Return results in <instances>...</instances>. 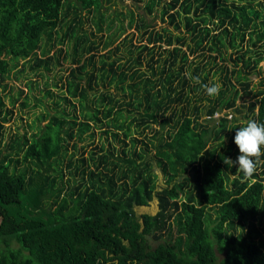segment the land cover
<instances>
[{"label": "trees", "instance_id": "trees-1", "mask_svg": "<svg viewBox=\"0 0 264 264\" xmlns=\"http://www.w3.org/2000/svg\"><path fill=\"white\" fill-rule=\"evenodd\" d=\"M72 3L0 0V91L18 67L50 70L62 55L75 65L62 98L80 108L72 121L54 116L30 137H15L8 151L13 110L0 93V264H264V155L249 178L230 161L239 154L234 128L264 122V86L253 93L247 78L262 58L251 64L238 54L251 69L245 77L239 62L226 64L229 47L254 33L264 39V21H256L264 14L255 10H264V0H172L164 13L187 34L145 31L146 44L133 48L126 36L109 48L84 28L103 0ZM99 83L120 96L108 87L90 98ZM211 84L215 96L204 92ZM243 93L254 100L243 106V119H229L224 111L241 113ZM94 128L105 140L81 167L71 154L68 167L81 180L66 192L53 164L69 152L64 135L94 137ZM154 167L166 184L161 190ZM155 198V215L136 214ZM164 235L169 242L152 248L148 236Z\"/></svg>", "mask_w": 264, "mask_h": 264}, {"label": "rangeland", "instance_id": "rangeland-1", "mask_svg": "<svg viewBox=\"0 0 264 264\" xmlns=\"http://www.w3.org/2000/svg\"><path fill=\"white\" fill-rule=\"evenodd\" d=\"M71 1H73L72 5H74L75 0ZM170 2L172 3V0H103V7L100 11V13L103 14V17L99 18L100 13L92 14V16L89 17V21H85L84 28L87 30L93 29L97 34V38L102 36L104 42H110L109 48L115 46L120 40H123L125 36L127 37V48H133L139 44H146L147 35L144 33L145 31L149 32L150 30L162 32L164 29H167L168 32H172L175 36L184 35V33H186L184 27L181 26L180 29H176L175 27L176 23H180L181 20L177 19L174 24L170 23V19H167V14L164 13L165 10L168 9L167 5H169ZM255 10L264 14L262 8L257 7ZM175 12L176 10L170 11V14H175ZM256 21H264V18L260 17L259 19H256ZM97 22L101 25V32L96 31ZM211 27L212 26H210V29L213 30ZM262 28L264 30V26ZM217 31L218 29L211 31V33ZM248 31L249 30H247V32ZM250 31L252 30L250 29ZM256 34L257 33H254L251 41L247 36L245 38V43L242 46L237 47L236 49L229 47L226 50V64L230 67L233 66V63L239 62L237 61L238 54L243 55V59H250L251 64L259 57L262 58L256 68V73L247 77L251 80L250 88L253 93H257L259 89L264 86L262 79V72L264 71V39L257 41ZM174 46L175 45L171 46V48ZM63 48H65V46ZM183 49L185 50L186 47ZM54 51L55 49L50 52V55H52ZM190 60L197 59H193V56H191ZM21 63L22 61L20 64ZM239 64L241 66V62H239ZM72 66L75 65L71 63L70 59L64 60L61 55L59 61L55 62L50 70H45L43 68L32 70L27 65L24 72H19L20 67H18L10 74V77L7 80L9 88L6 91H0L7 108L13 110V115L10 121L5 124L7 130L5 143L8 151H10L11 144L15 137H22L25 134L27 137H30L35 131L34 128H37L39 125L45 126L54 116L60 117L66 115L68 118L66 120L70 121H72L71 118L73 115L79 116L80 108L78 107V103L73 105V98H70L71 101L69 102L64 101L62 98L67 96L65 89L66 77ZM241 67L243 70L242 76L245 77L247 72H250L251 69L243 68V66ZM83 82L85 85L87 84L86 79ZM92 85L95 90L89 91L90 98L96 93V90L97 92L102 90L105 91L109 87L107 85L104 87L101 83H99V85ZM239 87L240 85H238V88ZM109 88L111 92L117 93V95L120 96L121 92L119 90H116L114 87ZM47 92H50V94L47 95ZM12 99L15 101L14 105L10 103ZM253 100L254 98L252 94L243 93L237 103L240 105L239 108L241 109V113L235 112L234 110L224 112L228 113L227 117L229 119L236 117L241 120L246 112V108L243 106H247V104ZM25 102L27 106L23 107L22 104ZM89 104H91L90 101ZM224 112L218 114L221 115L224 114ZM205 119L206 117L202 118L203 121ZM64 128H67L66 124L64 125ZM94 131V137H91V131L83 134L81 138L75 136L74 138L69 139L64 135L68 141L69 152L60 163L56 165L54 162L53 164L56 170H58V173H60V170L63 173V179H59L57 185L63 186L64 189H66V192L69 187H73V185L78 184L81 180L80 170L74 174V167L76 165L81 167L82 165L79 160H81L82 157L88 159L90 153L96 150V146H100L101 141L105 140L104 137L100 136L98 129L94 128ZM108 138L111 139L110 136H108ZM73 144L76 145V148L73 147ZM116 144L119 145L120 143L117 142ZM212 146L213 145L209 146V150ZM71 154H74L72 161L75 163V166L73 168L68 167V163L71 161ZM92 168H94L93 171H95L94 165H92ZM153 170L157 174V189L161 190L166 186L163 175L157 167H154ZM58 173L55 175H60ZM135 210L137 215L156 214L159 210L158 200L155 198L150 205L146 207H135ZM211 213L213 214V218H215L213 211H211ZM148 238L152 244V248H156L160 243L164 244L169 242L167 240V235H164L159 240H155L152 236H148ZM17 246L18 244L14 242L13 247L16 248ZM216 254L219 259L224 257V254L219 253L217 250Z\"/></svg>", "mask_w": 264, "mask_h": 264}, {"label": "clouds", "instance_id": "clouds-1", "mask_svg": "<svg viewBox=\"0 0 264 264\" xmlns=\"http://www.w3.org/2000/svg\"><path fill=\"white\" fill-rule=\"evenodd\" d=\"M204 92L208 96H215L219 89L215 84L204 85ZM233 142L239 150L234 160L230 159L231 167L234 166L245 178H249L256 170V165L264 155V122L255 119L248 120L240 127H236ZM226 164V162L224 161Z\"/></svg>", "mask_w": 264, "mask_h": 264}, {"label": "built area", "instance_id": "built-area-1", "mask_svg": "<svg viewBox=\"0 0 264 264\" xmlns=\"http://www.w3.org/2000/svg\"><path fill=\"white\" fill-rule=\"evenodd\" d=\"M220 115L218 114V113H216L215 115H214V117L215 118H218Z\"/></svg>", "mask_w": 264, "mask_h": 264}, {"label": "water", "instance_id": "water-1", "mask_svg": "<svg viewBox=\"0 0 264 264\" xmlns=\"http://www.w3.org/2000/svg\"><path fill=\"white\" fill-rule=\"evenodd\" d=\"M141 207H146V206H141ZM152 215H155V214H152Z\"/></svg>", "mask_w": 264, "mask_h": 264}]
</instances>
